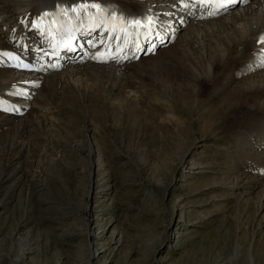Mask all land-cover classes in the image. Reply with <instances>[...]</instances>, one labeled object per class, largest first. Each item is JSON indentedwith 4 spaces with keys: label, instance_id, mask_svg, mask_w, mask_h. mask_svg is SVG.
<instances>
[{
    "label": "rangeland",
    "instance_id": "374dc122",
    "mask_svg": "<svg viewBox=\"0 0 264 264\" xmlns=\"http://www.w3.org/2000/svg\"><path fill=\"white\" fill-rule=\"evenodd\" d=\"M197 43L188 41L190 54ZM133 69L142 86L130 104L106 99V76L81 80L72 99L61 83L43 93L44 118L27 116L28 159H10L3 145L13 132L0 136V264H264V160L251 156L264 153V138L238 136L246 109L215 114L222 76L193 85L177 67ZM223 69L230 77L236 65ZM6 94L3 105L17 99ZM0 115V134L19 120ZM89 145L98 164L90 178L91 161L76 150Z\"/></svg>",
    "mask_w": 264,
    "mask_h": 264
},
{
    "label": "bare ground",
    "instance_id": "6f19581e",
    "mask_svg": "<svg viewBox=\"0 0 264 264\" xmlns=\"http://www.w3.org/2000/svg\"><path fill=\"white\" fill-rule=\"evenodd\" d=\"M10 1L11 3H9ZM83 2L100 4L105 9L106 16L110 12H115L117 15H123L128 18L152 16L155 19V23L158 22L156 17L167 22L162 21L161 26L156 28L157 32H152L147 38H145L143 30H141L139 36H130L129 42L122 46L123 48L118 46L120 41L109 40L107 30L102 29L101 35L103 41H107L106 46L98 47L92 53L89 52V54L81 53L77 57L78 62L76 61L73 64L69 63L70 59L66 57L63 65L65 63L69 64L61 72L62 68L44 71L43 65H40L35 58V53L32 50L33 44L30 45L27 56L22 55L23 43L27 44L28 37L40 30L44 31V34L42 38L40 35L37 36V42L39 44L43 42V47L49 45V32L54 33L57 38L61 39L57 29L62 23L67 21L68 14L72 13L69 7H78ZM185 2L186 0H57L56 4L54 0H0V57H3V59L0 58V91L7 93L6 95L19 97L15 102H10L12 104L3 105L0 103V113L2 115L5 114L4 116H11L10 120L7 118L6 120L12 122L14 119H19L17 123L12 124V128L0 134V136H7L10 132H13L10 140L3 145V148L7 149L5 153L8 155L11 153L9 155H12L10 159L22 156L24 159H28L32 156L34 150L27 145L31 137V129L28 131L26 129V127L31 126L27 125L30 123V116L29 119L27 116L32 114L33 117L38 115V117L44 118L45 114L41 115L45 111V107L41 106L44 101L43 93L46 98L51 91L57 94L58 90H56V87L61 83L62 97L72 99L74 95L82 92L79 85L81 80L91 76H93L91 77L92 79L106 76L111 83L109 88H105L107 90L106 99L111 102L119 99L117 102L122 101L130 104L135 99L136 89L142 86L138 84V77L132 74V68L138 71L141 69V72L143 69L155 71L162 68L166 69L167 73V67L170 69H176L177 67L180 70L179 76L185 77L193 85L203 77L201 74L205 76L203 77L204 79L213 82L222 76L225 94L218 99L215 114L221 113L224 118H230L238 109H246V114L239 124L241 128L238 136L244 135L246 138H250L252 133L255 132L259 138L263 139L264 136L261 131L254 126L258 124V127L264 132V67L258 66L259 59L264 54V44L259 43L260 37L264 36V0H253L252 2L250 0H240L233 12L230 13L228 10L219 17L212 15L210 18L207 17L210 19L208 21H200L205 20V17L199 15L196 18L193 15H189V13L187 15L186 11H182L184 13L183 16L179 14L177 11L183 10L182 5ZM10 9L11 11H6ZM88 10L96 12L95 9L89 8ZM155 12H158L159 15H156ZM11 13L16 16L17 25L10 22L9 14ZM64 13H67V15ZM89 16L94 15H89V12H87L83 16V22L86 24H90ZM78 22L74 18L73 25L76 29H79V25H82V21ZM187 23L189 24L187 25ZM34 24L39 25V27H33ZM192 37H196V42L198 43L193 47V52L190 54L187 50V43ZM172 41L174 43L163 48L156 57L144 55L140 61L128 62L129 57L133 59L139 49H144L145 51L146 42L152 44L154 49H158ZM136 42L137 51L134 53ZM39 47L37 46V48ZM5 53L16 57L21 62V66H17V60L8 58L4 55ZM124 54L128 58L119 62L118 60L123 58ZM228 63L236 65V70L230 77L225 75L223 69L224 65ZM22 65H27V67ZM160 84V87L167 91L165 92L166 94L172 92L167 81L164 80ZM155 89L153 92H155ZM21 92L27 93V95H21ZM81 96L86 95L83 94ZM52 98L53 96L49 97L51 102L53 101ZM30 99L32 101H29ZM111 102H109L110 105ZM49 108L53 109L55 106L53 107L52 105ZM257 109H262V111L256 112ZM19 113H22V115L18 116ZM3 119L5 120V118ZM251 124L252 129L250 128ZM6 128L7 126L4 129ZM88 147L89 150H85L80 146H76V150L85 153L90 159L91 164L87 173L90 178L94 175L98 164L92 160L94 155L93 148L91 145ZM255 147L253 146L252 149ZM28 152L31 153V156H29ZM251 154L255 159L261 158L264 160V153ZM8 161L9 159L6 162ZM262 164L264 165V163ZM14 173L16 172L6 174L7 177L5 178H10ZM19 173L16 174L18 175ZM21 173L23 176L15 178L13 189L19 188L26 183L25 178L29 174L28 169L23 170ZM260 173L261 175L264 174V169ZM90 184L91 181H89V187ZM43 200L46 201V199ZM19 224H24V222ZM26 224L28 223L24 225ZM17 241L20 244L23 243L20 238ZM88 257L89 259H95L97 251L91 250ZM246 257L251 262L249 254ZM14 264H24V260L21 259L19 263L15 261Z\"/></svg>",
    "mask_w": 264,
    "mask_h": 264
},
{
    "label": "snow or ice",
    "instance_id": "6c2138e0",
    "mask_svg": "<svg viewBox=\"0 0 264 264\" xmlns=\"http://www.w3.org/2000/svg\"><path fill=\"white\" fill-rule=\"evenodd\" d=\"M237 2L238 0H194L193 6L198 3L201 8L207 7L211 9L209 15H216L218 10L222 9L227 11L229 7L235 6ZM182 6L188 7V4L184 3ZM89 8L95 9L97 13L95 16L88 17L90 21L89 30L94 31L97 28L107 30L109 40L115 39L118 42L123 40V42L127 44L130 36H139L141 30H143V34L145 38H147L152 34V31L155 28V19L152 16L128 18L123 15H117L115 12H110L106 16L105 9L98 3L83 2L78 7H73L71 11L77 14V19H81L87 14ZM64 14L67 15V13ZM33 27L38 28L39 25L34 24ZM57 32L61 39L65 36L71 37L74 32V29L71 27V21L69 20L62 23L57 29ZM259 43L264 44V36L260 37ZM65 47H70V45H65ZM53 50L55 51V48H53ZM4 55L10 59L17 60L16 57H12L10 54L5 53ZM17 66H21V62L18 60ZM22 66L27 67V65ZM258 66L264 67V54L261 55ZM20 94L27 95V93L24 92H21Z\"/></svg>",
    "mask_w": 264,
    "mask_h": 264
}]
</instances>
